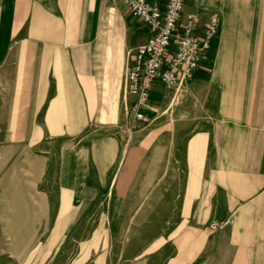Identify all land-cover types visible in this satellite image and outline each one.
<instances>
[{"label":"crops","instance_id":"1","mask_svg":"<svg viewBox=\"0 0 264 264\" xmlns=\"http://www.w3.org/2000/svg\"><path fill=\"white\" fill-rule=\"evenodd\" d=\"M97 2L0 0L2 129L57 141L77 138L94 125L97 84L84 31L74 23L84 21L87 8ZM190 9L220 15L209 71L176 92L156 84L154 108L147 104L142 109L146 117L154 112V118L138 130L155 139L157 154L171 150L184 173L166 236L171 260L264 264V0H195ZM140 39L144 43V33ZM3 79H11L15 90L4 94ZM73 144L65 143L62 151ZM85 146L86 160L97 171L92 181L84 177ZM114 150L108 140L76 143L72 151L81 168L70 178L64 171L55 177L61 205L68 200L82 207L86 194L103 188ZM21 164L22 179L10 175L0 196L31 193V185L23 183L36 181L41 157L28 156ZM228 218L231 225L209 233V224Z\"/></svg>","mask_w":264,"mask_h":264},{"label":"rangeland","instance_id":"2","mask_svg":"<svg viewBox=\"0 0 264 264\" xmlns=\"http://www.w3.org/2000/svg\"><path fill=\"white\" fill-rule=\"evenodd\" d=\"M194 3L190 0L189 5L187 0L186 10L192 11ZM209 7L218 10L215 5ZM83 19L74 24L77 31H84L86 56L97 84L94 125L77 138L37 141V135L2 129L0 119V186L10 175L22 179V169L17 166L26 157L42 160L36 181L23 183L31 185V193L0 196V264H183L171 260L172 247L166 236L178 204L174 193L184 173L179 172V161L171 150L157 154L155 139L147 136V130L138 131L154 118V112L147 114L145 122L134 121L125 93L130 53L141 44L143 31L122 0H98L87 8ZM3 80L4 94L15 90L11 79ZM159 88L155 85L149 95L147 104L153 108ZM98 140H108L115 147L107 182L98 193L85 195L84 206L70 205L68 200L61 205L64 200L57 194L55 177L59 171L66 172L67 178L75 176L81 163L72 151L76 143ZM65 143L74 144L63 152ZM85 147L84 177L90 176L92 181L97 171L94 163L86 160L89 153ZM26 174L25 178H30ZM228 220L232 219L209 224V233L210 225L221 228Z\"/></svg>","mask_w":264,"mask_h":264},{"label":"built area","instance_id":"3","mask_svg":"<svg viewBox=\"0 0 264 264\" xmlns=\"http://www.w3.org/2000/svg\"><path fill=\"white\" fill-rule=\"evenodd\" d=\"M129 16L145 35L130 53L125 93L136 122H145L142 109L159 84L177 91L209 71L208 57L217 40L220 16L212 11H187V0H122ZM228 225L232 220L227 221ZM220 228L209 226L210 233Z\"/></svg>","mask_w":264,"mask_h":264}]
</instances>
